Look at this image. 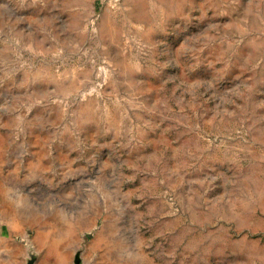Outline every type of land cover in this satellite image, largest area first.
<instances>
[{"label": "rangeland", "instance_id": "rangeland-1", "mask_svg": "<svg viewBox=\"0 0 264 264\" xmlns=\"http://www.w3.org/2000/svg\"><path fill=\"white\" fill-rule=\"evenodd\" d=\"M0 264H264V0H0Z\"/></svg>", "mask_w": 264, "mask_h": 264}]
</instances>
